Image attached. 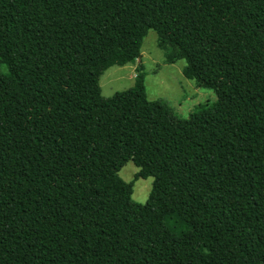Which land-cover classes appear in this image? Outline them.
Returning a JSON list of instances; mask_svg holds the SVG:
<instances>
[{
	"label": "trees",
	"instance_id": "1",
	"mask_svg": "<svg viewBox=\"0 0 264 264\" xmlns=\"http://www.w3.org/2000/svg\"><path fill=\"white\" fill-rule=\"evenodd\" d=\"M149 29L220 116L102 96ZM0 264H264V0H0Z\"/></svg>",
	"mask_w": 264,
	"mask_h": 264
},
{
	"label": "rangeland",
	"instance_id": "2",
	"mask_svg": "<svg viewBox=\"0 0 264 264\" xmlns=\"http://www.w3.org/2000/svg\"><path fill=\"white\" fill-rule=\"evenodd\" d=\"M184 59L174 63L165 62L164 52L157 46V34L149 29L143 38L140 56L123 66L113 65L100 77L101 94L110 97L116 92L133 86L138 66L146 72L145 87L150 100H162L180 117L192 118L194 114H214L220 116L224 105L223 98L210 88H203L186 78L182 69ZM139 168L127 161L120 169V177L134 181L131 198L134 202L144 203L152 187L153 177L134 179Z\"/></svg>",
	"mask_w": 264,
	"mask_h": 264
}]
</instances>
